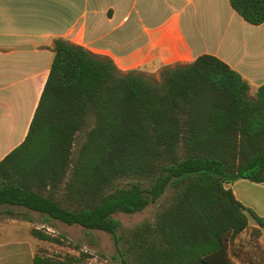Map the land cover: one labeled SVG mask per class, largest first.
I'll return each mask as SVG.
<instances>
[{
  "label": "trees",
  "instance_id": "16d2710c",
  "mask_svg": "<svg viewBox=\"0 0 264 264\" xmlns=\"http://www.w3.org/2000/svg\"><path fill=\"white\" fill-rule=\"evenodd\" d=\"M228 1L264 22V0ZM52 50L27 134L0 159V207L104 231L124 264H261L233 243L252 219L261 248L264 216L228 185L264 182V83L250 96L248 81L208 53L163 66L156 80L63 38ZM157 200L152 221L124 228L113 216ZM82 260L36 253L33 264Z\"/></svg>",
  "mask_w": 264,
  "mask_h": 264
},
{
  "label": "crops",
  "instance_id": "0c3cea01",
  "mask_svg": "<svg viewBox=\"0 0 264 264\" xmlns=\"http://www.w3.org/2000/svg\"><path fill=\"white\" fill-rule=\"evenodd\" d=\"M57 38L112 59L121 72L156 80L163 66L208 53L248 81L250 96L264 83V22H247L228 0H0V159L27 134ZM228 186L251 209L256 202L249 191L261 189L256 197L264 201V182ZM0 212L7 215L0 219V262L33 264L39 239L28 213L39 212L11 205ZM41 216V225L55 220ZM249 225L257 224L250 219Z\"/></svg>",
  "mask_w": 264,
  "mask_h": 264
},
{
  "label": "rangeland",
  "instance_id": "374dc122",
  "mask_svg": "<svg viewBox=\"0 0 264 264\" xmlns=\"http://www.w3.org/2000/svg\"><path fill=\"white\" fill-rule=\"evenodd\" d=\"M82 139L83 135L81 134L76 141L75 148H77ZM127 184L128 180H120L118 181L117 186L120 187ZM260 192H262V190L259 188L254 189L253 191H251V193L249 191V194L254 197L256 202L253 205L252 209L256 213L257 211L264 210V201L256 197V195L258 193L260 194ZM159 202L160 200L150 203L143 210L138 212L129 214L117 212L113 216L120 221L122 227H133L143 221H152L154 219V214L157 210ZM13 209L18 210L20 208L13 207ZM28 215L33 216V218L35 219L34 225L37 226L35 228L42 229L60 240L59 242H56L39 239V242L37 241V244L35 245L37 247L38 254L54 258H63L66 256H81L83 259L82 261L86 264H124L116 250L111 236L108 233L101 230H88L80 225L75 224L67 225L59 220H53L51 222L44 223V225H41L40 221H38L42 217L40 214L38 216L34 213H28ZM6 216V214L0 212V219L5 218ZM251 221L253 220L251 219ZM251 227L252 225H249L248 228L242 233V235H240L236 239L233 245H235L236 242H239L240 245H242L241 247L246 253L245 256H243V259L248 257L250 258V260L255 259L254 261L256 262L253 263L264 264V251L259 246H256L254 240L249 236ZM0 239L2 238L0 237ZM235 259L237 261L241 260L239 258ZM0 264H3V262H0Z\"/></svg>",
  "mask_w": 264,
  "mask_h": 264
}]
</instances>
